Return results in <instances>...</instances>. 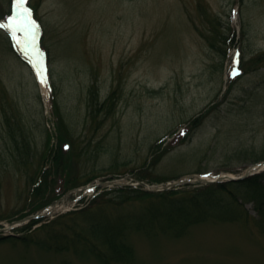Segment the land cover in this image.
<instances>
[{
  "label": "rangeland",
  "instance_id": "obj_1",
  "mask_svg": "<svg viewBox=\"0 0 264 264\" xmlns=\"http://www.w3.org/2000/svg\"><path fill=\"white\" fill-rule=\"evenodd\" d=\"M29 1L37 28L21 33L47 51L50 70L38 65L43 89L0 30V108L11 121L20 117L28 142L24 161L9 138L18 124L8 128L0 109V236L28 233L20 225L39 210L33 211L32 191L65 140L70 148L63 168L73 187L60 195L57 211L32 227L49 222L46 229L60 232L48 239L58 245L82 232L84 213L99 204L111 214L143 207L132 198L115 200L116 192L92 204L111 177L197 184V172L237 175L264 159V59L255 61L264 52V0ZM11 2L0 0L2 24L9 22ZM214 27L229 36L225 43L211 36L210 46L202 36ZM240 57L245 73L230 82ZM91 83L100 102L118 90L112 108L94 117ZM188 128L185 136L174 134ZM59 172L46 180V197L59 184L55 178L65 175ZM244 207L250 223L203 222L180 238L131 232L134 259L105 264H264L257 211L252 202ZM46 229L39 236L45 238ZM82 247L53 251L7 238L0 242V264H104Z\"/></svg>",
  "mask_w": 264,
  "mask_h": 264
},
{
  "label": "trees",
  "instance_id": "obj_2",
  "mask_svg": "<svg viewBox=\"0 0 264 264\" xmlns=\"http://www.w3.org/2000/svg\"><path fill=\"white\" fill-rule=\"evenodd\" d=\"M202 36L210 46H215L213 42L214 40L216 41L214 39L215 37L221 38L223 43L229 38L228 35H225L217 27H214L210 32L208 31V33H202ZM211 36L214 38L212 39ZM263 59L264 52L260 53L255 61L260 63ZM117 92V88H112L108 96L100 102L97 86L91 83L88 88L89 116L93 112L92 116L94 117L97 115L96 112H100L104 108L110 110L117 99ZM9 105H11V102H8V107ZM0 109L8 128H13L11 124H18L15 127L16 130H14L15 134L9 132V138L17 148L18 155L25 161V155L28 153V142L23 133L21 119L19 117L11 121V117L7 114L5 107L1 105ZM199 119L200 116L195 117L193 122L196 124ZM62 134L65 135V132L62 131L60 133L61 140L63 139L61 137ZM55 153L56 157L50 159L51 165L44 171V179L32 191V195L36 201L33 211L51 203L63 192L73 187L70 184L71 177L68 176L67 168H63L66 152L63 153L59 148ZM261 153V157H264V147L261 149ZM238 156L240 157V151ZM60 160L62 162L59 164ZM257 160L259 161L261 159L257 158L254 161L256 162ZM60 169H63L65 175L55 178V182L57 181L59 184L54 186L55 188L52 194L46 197L45 193L48 191L49 184L46 180L49 176L53 178L56 174L60 173ZM138 179L141 180L140 178ZM152 181L156 183L164 182L163 179ZM57 187H59V190ZM111 192L118 193L114 197L115 200L119 199L124 202L132 198L133 200L141 201L143 207L136 211L120 209L117 213L111 214L103 209L104 206L102 204H99L84 213L86 224L81 230L82 232H77L76 235L73 234L62 245L49 241V235L57 237V232H60L54 229H46L49 222L43 223L32 230L33 225L38 222L36 219L30 220L29 223L21 227L22 231L28 232L26 235L0 236V242L7 238H16L25 246L35 244L41 247H47L53 251L66 250L71 246L76 249L77 244L81 242L83 246L81 251L83 254L90 253L97 256L104 264L111 261L125 262L126 260L134 259L135 255L133 244L128 241V234L131 232L141 233L148 238H157L160 235L180 238L186 235L191 226L203 222L238 223L242 221L243 223H250L248 211L244 207L247 202H252L257 211L256 218H254L255 229H258L259 232L264 234V171L240 180L210 182L205 184L199 183L195 186L192 184H184L176 189L157 192L146 191L139 187H112L110 189H104L101 193L97 194L91 201L92 204L100 202L105 194ZM129 210L133 212H129ZM75 211H71V213ZM45 229L47 236L45 238L39 236L38 232Z\"/></svg>",
  "mask_w": 264,
  "mask_h": 264
},
{
  "label": "snow or ice",
  "instance_id": "obj_3",
  "mask_svg": "<svg viewBox=\"0 0 264 264\" xmlns=\"http://www.w3.org/2000/svg\"><path fill=\"white\" fill-rule=\"evenodd\" d=\"M17 3L22 8V11L19 13L20 19H17L16 17H10L9 22L7 24H0V28H9L10 29V28L15 26L19 30H24L25 27L31 26L32 31L34 32L35 31V25L30 19V11L23 7L24 0H17ZM33 39H35V38L33 37ZM17 43H19V41H17ZM37 55H38V53H37ZM36 63H39V61H36ZM42 71L43 70L41 69V72ZM232 74L233 75L237 74L235 69L233 70Z\"/></svg>",
  "mask_w": 264,
  "mask_h": 264
},
{
  "label": "water",
  "instance_id": "obj_4",
  "mask_svg": "<svg viewBox=\"0 0 264 264\" xmlns=\"http://www.w3.org/2000/svg\"><path fill=\"white\" fill-rule=\"evenodd\" d=\"M258 166H259V168H261V167L264 166V164H259ZM248 174H249V171H246L242 176H240V177H238V178L241 179V178L247 176ZM238 178H237V179H238ZM141 184H144V183L141 182ZM145 189H147V190L157 191V190H160V189H162V188H161V187H152V188L145 187ZM163 189H164V188H163Z\"/></svg>",
  "mask_w": 264,
  "mask_h": 264
},
{
  "label": "bare ground",
  "instance_id": "obj_5",
  "mask_svg": "<svg viewBox=\"0 0 264 264\" xmlns=\"http://www.w3.org/2000/svg\"><path fill=\"white\" fill-rule=\"evenodd\" d=\"M55 210H56V207L55 206H51V207L47 208L46 212L47 213H53Z\"/></svg>",
  "mask_w": 264,
  "mask_h": 264
}]
</instances>
